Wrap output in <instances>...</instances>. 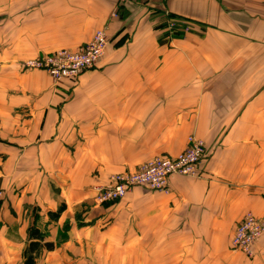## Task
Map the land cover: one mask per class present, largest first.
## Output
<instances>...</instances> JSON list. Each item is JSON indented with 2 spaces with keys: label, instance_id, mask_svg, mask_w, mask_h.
<instances>
[{
  "label": "crops",
  "instance_id": "1",
  "mask_svg": "<svg viewBox=\"0 0 264 264\" xmlns=\"http://www.w3.org/2000/svg\"><path fill=\"white\" fill-rule=\"evenodd\" d=\"M0 8V22H22L12 40L0 27V187L8 197L20 188L16 212L35 204L46 221L63 203L51 237L68 224L79 240L151 243L134 257L210 255L214 264L226 228L247 209L264 210V1L0 0ZM167 16L177 21L172 33ZM104 26L112 44L77 79L24 69ZM189 135L207 150L198 177L172 176L168 193L140 185L116 203H94V185L177 154ZM0 215L7 230L21 224L7 204ZM5 232L2 242L23 239ZM256 252L264 261V235Z\"/></svg>",
  "mask_w": 264,
  "mask_h": 264
},
{
  "label": "rangeland",
  "instance_id": "2",
  "mask_svg": "<svg viewBox=\"0 0 264 264\" xmlns=\"http://www.w3.org/2000/svg\"><path fill=\"white\" fill-rule=\"evenodd\" d=\"M122 1V0H121ZM125 1V0H124ZM264 1V0H263ZM1 9V8H0ZM19 12V8L17 6L12 7V13H17ZM117 13L112 12L111 17L115 18ZM0 17H3V11L0 10ZM2 18H0L1 20ZM28 21V22H26ZM24 22L25 27L29 25V20H26ZM177 21L175 18L167 16L165 19V27L167 28L168 31L171 33L174 31V29L177 27L176 25ZM21 26L22 22L15 20L13 17L11 20L8 22H0V27L7 29L11 31V36L7 40H12L14 39L15 36V30L16 26ZM97 30H103L106 35V41H105V46L103 49V53L98 59L96 63H94L91 66H85L79 69L78 72L75 74H71L68 76H62L60 79H54L51 74L49 73L48 69L44 64L41 65H31L28 63L33 62L36 63L39 58L41 59L43 56L51 54L54 51H58L61 49L68 50V51H77L83 47H85L87 44L90 43V41L93 39V36ZM185 30L187 31V28L185 27ZM189 31V30H188ZM187 31V32H188ZM186 33V32H185ZM112 39L109 38L107 34V26L98 28L94 31L91 39L83 44L80 45L76 48H69V47H57L54 50H50L47 52H42L34 57L28 58L23 61V67L24 69H37L40 71H43L47 73L52 80L54 81H63V80H75L77 79L82 73H84L87 70H91L97 66L99 61L101 60L105 48L108 44H112L111 42ZM120 41H115L113 44H117ZM39 62H41L39 60ZM194 137L193 135H189L186 139L187 143L184 147L183 150L178 152L175 155H156L153 156L152 158L143 161L138 165L136 169L132 170H121L118 172L111 173L108 177V181L105 184H98L101 186H104L108 184L110 181V177L115 174H120V173H134L138 171L144 164L149 162L150 160H153L157 157L160 158H172L176 157L180 153H182L188 146L189 144V138ZM200 140V139H198ZM203 143V146L205 148V155L204 157L198 162L197 164V175L196 176H188V175H182L179 174L180 176H187V177H198L199 176V165L205 159V156L207 154L206 146L205 143L200 140ZM32 163H25L24 165V173L32 174L33 169L30 167ZM175 176V175H173ZM172 177V176H171ZM170 177V179H171ZM170 179H169V190L167 192L161 191L168 193L170 191ZM1 185V184H0ZM97 185H94L92 189L94 190V196L93 200L94 203L97 205H105V204H113L118 201H120L134 186H140V185H134L131 188L127 190V192L120 198L112 201H105V202H98L96 199V190L95 187ZM150 188L147 185H142ZM20 188H14L12 195L6 196L3 195L1 187H0V212L2 211V207H5L7 204L8 206V213L10 216L17 217V213L21 215L20 217V225L15 226L14 228H11L9 230L3 228L5 227V219L3 216L1 217L0 215V232L6 231L8 232L9 235L16 236L19 232L22 234L23 239H21L20 242H2L1 234H0V264H161L164 262L167 264H213V258H210V255L202 257L200 256L197 260H192V259H176V258H168V259H161L159 257H134L133 253L137 254L136 251H141L144 250L145 245H150L151 243H128L126 240H122L121 242H116V241H95L91 240L90 237L87 239L79 240L76 239L75 237H71L72 234L69 232V226L68 224L63 225L62 227H59L58 232H55V228L53 227V236L51 237L50 230L52 227H49V222L50 220H54L57 218L58 214L60 213L61 210L64 208V204L61 203L58 205L54 212L48 213V219L44 221L40 215V209L37 205L35 204H30V205H25L21 210L16 212L17 210L14 209V203L17 200V194L19 192ZM152 189V188H150ZM8 202V203H7ZM99 203V204H98ZM250 212L252 216L255 218H262L264 216V210L263 213L257 214L254 211L247 209L243 212L241 218L238 220L236 223L235 227L232 229L231 232H227L228 229L226 228V231L224 234H221L220 237H222V242H219L220 245H218L217 251H219L214 260V264H264V261L259 259V255L256 252V243L258 240L263 237L264 235V230L252 241L251 243V254L248 255L244 251L239 250V249H234L232 247V236L233 233L240 225L242 222L241 220L243 219L244 215ZM76 226L78 228H83L85 225V222L83 220L80 221V216H76ZM84 225V226H83ZM68 231V233H67ZM5 232V233H6ZM71 237V238H69ZM11 239V238H10ZM46 242H51L53 248L51 250H47L45 247ZM134 248L135 251L132 252L130 249ZM140 248V250H139Z\"/></svg>",
  "mask_w": 264,
  "mask_h": 264
},
{
  "label": "built area",
  "instance_id": "3",
  "mask_svg": "<svg viewBox=\"0 0 264 264\" xmlns=\"http://www.w3.org/2000/svg\"><path fill=\"white\" fill-rule=\"evenodd\" d=\"M124 1V0H122ZM106 35L103 30H97L93 39L85 47L77 51L58 50L43 56L31 65L44 64L54 79L62 76L75 74L80 68L91 66L98 61L103 53ZM205 148L203 143L189 138L187 148L172 158L157 157L144 164L134 173H120L110 177L108 184L97 185L96 199L98 202L112 201L122 197L129 188L134 185H147L152 189L167 192L169 190V179L173 175H197V164L204 157ZM242 222L236 227L232 236V247L251 254L252 241L264 230V216L255 218L247 212Z\"/></svg>",
  "mask_w": 264,
  "mask_h": 264
},
{
  "label": "trees",
  "instance_id": "4",
  "mask_svg": "<svg viewBox=\"0 0 264 264\" xmlns=\"http://www.w3.org/2000/svg\"><path fill=\"white\" fill-rule=\"evenodd\" d=\"M45 247H46L47 250H51V249L53 248L51 242H46V243H45Z\"/></svg>",
  "mask_w": 264,
  "mask_h": 264
}]
</instances>
